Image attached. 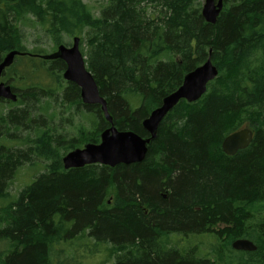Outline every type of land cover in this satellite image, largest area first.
Returning a JSON list of instances; mask_svg holds the SVG:
<instances>
[{"label":"trees","instance_id":"1","mask_svg":"<svg viewBox=\"0 0 264 264\" xmlns=\"http://www.w3.org/2000/svg\"><path fill=\"white\" fill-rule=\"evenodd\" d=\"M200 1L106 0L94 16L82 0H0V62L11 50L29 52L16 25L28 16L47 26L54 45L88 28L87 50L82 39L79 48L118 130L148 137L142 120L187 72L208 56L218 69L199 100H181L167 113L143 161L64 169L63 155L99 143L109 123L100 105L81 102L77 85H59L61 103L93 120L64 145L41 125L49 112L40 104L56 98V87L31 82L18 89L12 80L26 82L18 63L60 81L65 63L16 56L1 76L10 72L5 83L17 99L0 98V198L20 165L33 156L48 163L0 208V239L11 244L0 264H50L53 243L79 233L110 244L113 264H220L238 238L257 249L233 263L264 264V217L257 229L245 225L264 205V0H224L215 24L203 19ZM243 127L253 131L252 141L225 154L224 137ZM204 233L224 239L223 260L199 257L196 245L186 251L161 243L172 234Z\"/></svg>","mask_w":264,"mask_h":264},{"label":"rangeland","instance_id":"2","mask_svg":"<svg viewBox=\"0 0 264 264\" xmlns=\"http://www.w3.org/2000/svg\"><path fill=\"white\" fill-rule=\"evenodd\" d=\"M82 1L89 7L94 16H98L100 7L106 0ZM200 2L202 5L203 0ZM16 25L19 27L21 35H23L21 43L26 48V51L35 54H49L56 50L57 45H54L53 39L47 33L46 25L42 26L36 23L31 16H28L26 20L24 19V21L16 22ZM87 30V27L80 28L77 31V34H75V37L82 39L81 43H83L82 47L84 51L87 50L86 40L84 39ZM73 38L74 35L68 36L64 34L62 43L67 46H71ZM35 59L38 63L41 61L40 58ZM25 67V65L18 63L15 67L18 71V74L20 73V75H24L26 81L24 83V81L18 82L12 80L18 89L31 84V82H39L44 87H56L57 89L58 94H56V98L48 100L45 99L43 100L44 102L40 104V106L43 105V107L49 112L43 113L44 123L41 124L43 125V129L49 130L55 135H60L59 139L63 141L64 145L71 137L77 135L80 128L90 129L91 121H93L90 119L91 115H85V113H83L84 111H82V113H77V107L75 105L69 106L66 103H61L62 90L58 87L59 85L64 86L66 83L62 77V73L61 80L58 81L57 78L53 76V74H46L44 71H35V73H33L35 70L34 68L26 69ZM9 75L10 72H5L0 81L3 80L5 82V78ZM4 108H11V106L7 103H3V109ZM35 114H38V112L36 111ZM32 134H35V132H32ZM23 135L26 136V134ZM8 145L12 147L16 145V143L10 142ZM82 146L83 145H81V147ZM20 148L22 149L23 147ZM47 163L48 162L46 160L33 156V161L20 165L15 170L11 180L8 182L5 197L0 198V208L5 206L7 203L16 200L20 191L25 186L29 185L38 175L46 172ZM105 199H113V194L109 193ZM253 213L254 218L249 219V221L245 223V225L249 226V228L252 230L253 228H258L257 224H259V221L264 217V205L257 206L256 211ZM223 241L224 239L220 241L213 233H204L187 237L178 234H172L165 238H161V243L164 245L168 247L177 246L180 250L187 251L190 247L196 245L198 248L199 257L219 261L222 259L219 253L223 251L221 246ZM9 249H11V244L9 241L0 239V252L6 253ZM110 249V244H96L95 241L85 235V233L82 235L79 233L75 235V237H71L68 240L56 241L53 243L50 251V264H113L115 259L114 256L110 254ZM242 252L243 251H235L234 253H229L226 250L224 261H222L220 264H224L226 261H232V264H234L237 260L242 261L244 259L243 257H245L243 256Z\"/></svg>","mask_w":264,"mask_h":264},{"label":"water","instance_id":"3","mask_svg":"<svg viewBox=\"0 0 264 264\" xmlns=\"http://www.w3.org/2000/svg\"><path fill=\"white\" fill-rule=\"evenodd\" d=\"M223 6L224 0H203L201 7L203 19L207 23L215 24ZM24 54L27 53L18 50L6 53L0 62V78L5 69L12 65L14 58ZM40 57L45 60H63L66 64L62 74L63 79L79 87L83 104L100 105L103 116L109 123V127L101 131L99 143H86L63 155L64 169L80 168L90 164L115 167L119 164L128 165L143 161L147 154L148 144L156 138L158 126L167 113L181 100L188 103L199 100L206 93L208 84L218 75V69L212 63L210 56L204 63L187 72L181 85L165 96L161 104L142 120V126L149 134L144 138L133 131L118 130L113 124L106 101L100 96L97 84L86 68L85 57L79 48V37L73 38L71 47L60 44L55 52ZM0 98L12 102L17 99L10 85L3 81H0ZM252 139L253 131L249 127L240 128L223 139L222 151L227 155H234L238 150L246 148ZM231 248L235 251L253 252L257 249V245L248 238H238L231 242Z\"/></svg>","mask_w":264,"mask_h":264},{"label":"flooded vegetation","instance_id":"4","mask_svg":"<svg viewBox=\"0 0 264 264\" xmlns=\"http://www.w3.org/2000/svg\"><path fill=\"white\" fill-rule=\"evenodd\" d=\"M72 43H73V40H72ZM62 44V43H61ZM60 45V44H59ZM65 45V44H64ZM58 46V45H57ZM66 47H71L72 46V44H71V46H67V45H65ZM57 49V48H56ZM56 51V50H55ZM55 51H53V52H55ZM53 52H51V53H53ZM27 53V55L28 56H32V57H34V58H41L40 56H41V54H35V53H30V52H26ZM59 60H61V59H59ZM63 61V60H62ZM64 62V61H63ZM65 63V62H64ZM65 68H66V64H65ZM65 68H64V70H65ZM64 70H62V74H63V72H64ZM66 81V80H65ZM68 81H66V83H67ZM66 83L64 84V87H65V85H66Z\"/></svg>","mask_w":264,"mask_h":264},{"label":"bare ground","instance_id":"5","mask_svg":"<svg viewBox=\"0 0 264 264\" xmlns=\"http://www.w3.org/2000/svg\"><path fill=\"white\" fill-rule=\"evenodd\" d=\"M225 137H226V136H225ZM225 137H224V138H225Z\"/></svg>","mask_w":264,"mask_h":264}]
</instances>
